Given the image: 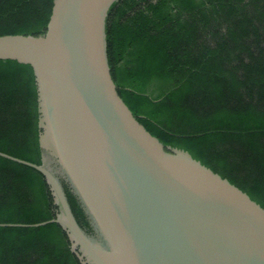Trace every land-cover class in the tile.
I'll return each mask as SVG.
<instances>
[{
  "label": "trees",
  "instance_id": "16d2710c",
  "mask_svg": "<svg viewBox=\"0 0 264 264\" xmlns=\"http://www.w3.org/2000/svg\"><path fill=\"white\" fill-rule=\"evenodd\" d=\"M56 0H0V35L44 34ZM119 94L162 143L264 208V0H118L106 19ZM31 65L0 59V151L41 164ZM73 212L97 234L69 182ZM45 176L0 156V224L56 217ZM0 264H82L56 222L0 225Z\"/></svg>",
  "mask_w": 264,
  "mask_h": 264
},
{
  "label": "water",
  "instance_id": "95a60500",
  "mask_svg": "<svg viewBox=\"0 0 264 264\" xmlns=\"http://www.w3.org/2000/svg\"><path fill=\"white\" fill-rule=\"evenodd\" d=\"M118 0H56L44 34L0 35V59L34 70L42 163L56 222L82 264H264V208L184 149L165 145L119 94L106 19ZM97 234L78 222L63 181Z\"/></svg>",
  "mask_w": 264,
  "mask_h": 264
}]
</instances>
